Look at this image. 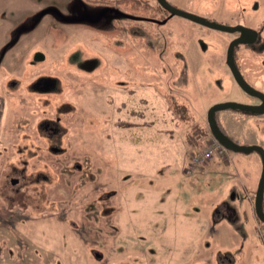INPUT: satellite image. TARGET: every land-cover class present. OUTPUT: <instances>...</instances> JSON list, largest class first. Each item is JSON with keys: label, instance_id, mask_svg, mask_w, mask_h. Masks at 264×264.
Instances as JSON below:
<instances>
[{"label": "rangeland", "instance_id": "obj_1", "mask_svg": "<svg viewBox=\"0 0 264 264\" xmlns=\"http://www.w3.org/2000/svg\"><path fill=\"white\" fill-rule=\"evenodd\" d=\"M5 1L0 264H264L240 173L230 171L254 173L249 182L241 176L253 204L258 169L227 153L226 183L212 192L203 185L213 165L202 178L185 172L189 154L211 138L187 140L195 125L208 129L211 100L256 102L222 66L235 34L176 15L159 27L155 0ZM169 1L209 22L258 30L264 43V0ZM234 63L264 93V53L240 46ZM253 117L254 129L231 119L223 129L257 135L264 148V114ZM218 202H230L233 219L212 217Z\"/></svg>", "mask_w": 264, "mask_h": 264}, {"label": "water", "instance_id": "obj_2", "mask_svg": "<svg viewBox=\"0 0 264 264\" xmlns=\"http://www.w3.org/2000/svg\"><path fill=\"white\" fill-rule=\"evenodd\" d=\"M158 4L166 10L170 15H176L183 18H186L194 23L203 25L205 27L219 30L226 33H234L238 32L239 35L230 41L227 50H226V65L232 75L235 83L242 88L246 93L258 97L261 100L259 105H247L235 101H226L221 103H216L212 105L206 113V121L209 128V131L213 138H215L224 148L229 151L242 153V154H250L251 152H256L259 154L261 159V172L258 180L257 188L255 191L254 198V213L257 219L264 224V210H263V198H264V148L260 145L252 144V145H241L237 142L233 141L229 137H227L218 127L215 114L219 111L224 110H239V111H247L252 113L263 114L264 113V94L260 91L254 89L250 86L244 78L241 76L238 71L234 60H233V48L235 45L240 43L251 44L255 41L257 32L249 27L244 25H222L213 22H209L203 20L193 14L180 10L171 4H169L166 0H156Z\"/></svg>", "mask_w": 264, "mask_h": 264}, {"label": "crops", "instance_id": "obj_3", "mask_svg": "<svg viewBox=\"0 0 264 264\" xmlns=\"http://www.w3.org/2000/svg\"><path fill=\"white\" fill-rule=\"evenodd\" d=\"M4 3H6V1L5 0H0V13H1V11H2V5L4 4ZM13 4H9L8 3V10L10 11V12H12V13H15V10H13L12 8H11V6H12ZM220 70L223 72V74H225V75H227V72L226 71H224L222 68H220ZM209 78V77H208ZM210 79V78H209ZM210 81H211V79H210ZM212 82V81H211ZM225 82H226V87L228 88V87H231V85H232V82H231V80L229 79V77L227 76V79L225 80ZM211 101H213L210 105H212V104H214V103H216V102H221V101H223V100H211ZM238 112H241V111H238ZM242 114H244V115H238V116H234V115H224L221 119H219L218 120V122H219V124L221 125V127L222 128H224L225 126H224V123H226V124H228V120L229 119H231V120H233V121H235V122H237V120H241V121H244V122H249V121H251V123H250V126H251V128L252 129H254V122H255V119H253L252 120V118H254L253 116H255V115H250V114H245V113H242ZM250 119V120H249ZM238 123V122H237ZM249 124V123H248ZM225 129V128H224ZM227 132H228V130L227 129H225ZM224 130V131H225ZM231 139H233L235 142H237V143H239V144H248V145H251V144H257V145H261V142L257 139L258 137H248V138H245V137H243V136H239V135H234L233 133H228L227 134ZM260 138V137H259ZM262 146V145H261ZM263 147V146H262ZM230 155V158H231V160L233 159V162H235L236 164L237 163H240V164H238V165H242L243 163H245V161H248L249 162V165H248V167L250 168V170H254L252 167H254V168H257L258 170L257 171H259V172H261V163H259V160H260V158H259V160L257 159V157H254L252 154H249V155H247V154H242V153H233V154H229ZM211 163V165L210 164H208L207 166H205V167H202L201 169H199V170H197V177H200V178H202L203 176H201L203 173H205L206 175L208 174V170L210 169L209 167H211L212 165L216 168V170L214 171V173H215V176H214V178H210V177H206L208 180H210V182H208V183H206V184H204L203 186H205V188L203 189V190H205V191H207V192H212V191H210V189H213L214 188V184L216 183V182H220L221 181V179L223 178V183L225 182L224 181V177H222V174L224 175L225 173H223V172H220V170L222 169V167H228L229 165H226V164H228V162L226 163V164H223V163H221L222 161L220 160V159H215V160H213V161H210ZM247 162V163H248ZM230 171H235V173H236V175H237V171L240 173V175L238 174L237 175V179H239L240 180V182H239V184L242 186V189L244 190V194H245V198H246V200H247V202H248V205H249V208H250V210H251V212H252V214H253V216H254V212H253V204H252V202L250 201V196H251V194H253L254 192H252V187L251 188H249V186L247 185V184H244L243 183V179L241 178V176L242 177H244V179H246V181H247V179H248V177H249V175H248V173H246V174H244V175H241V173H244V171H240L238 168H237V170H230ZM254 174V173H253ZM253 174L251 175V176H253ZM229 175V174H228ZM226 176H227V173H226ZM251 176L249 177V180H248V182L251 180L250 178H251ZM227 177H229V176H227ZM260 177V176H259ZM234 178H236V177H234ZM259 180V179H258ZM258 180H257V184H258ZM226 183V182H225ZM257 184H256V186L255 187H257ZM218 186V185H217ZM231 187V186H230ZM229 187V188H230ZM254 187V188H255ZM202 189V188H201ZM256 189V188H255ZM255 189H253V191H255ZM213 208V207H212ZM231 208V204H230V202H229V204H227V206L226 205H224V203H222V202H218V204H217V206H216V208H215V211L213 210L212 212V217H214V218H216V219H219V218H221V217H223V216H226V217H228L229 219H233L234 218V212H233V210H231L230 209ZM254 218H255V216H254ZM222 230V229H221Z\"/></svg>", "mask_w": 264, "mask_h": 264}, {"label": "flooded vegetation", "instance_id": "obj_4", "mask_svg": "<svg viewBox=\"0 0 264 264\" xmlns=\"http://www.w3.org/2000/svg\"><path fill=\"white\" fill-rule=\"evenodd\" d=\"M167 2H168V0H166ZM155 2H156V4H157V6H158V11L159 12H161V15H162V17H164V18H162V19H158V22H157V25L160 27L162 24H164L165 23V21L168 19V17H170V14L166 11V10H164L159 4H158V2L155 0ZM169 4H170V1L168 2ZM172 5V4H171ZM173 6V5H172ZM155 14V13H154ZM239 23H236V24H234V25H238ZM233 26V25H232ZM252 29V28H251ZM253 30H255V29H253ZM256 32H257V36H256V39H255V41L253 42V43H251V44H247V43H240V44H237L238 45V47H240V46H242L243 48H244V50L246 49V51H250V52H252V53H254V54H257V55H259L260 53H264V43L263 42H261V40L259 39V31L258 30H255ZM227 34H230V33H227ZM234 34H235V36L231 39V40H233V39H235L238 35H239V33L238 32H234ZM231 40H228L227 41V45H226V50H227V47H228V45H229V43H230V41ZM236 45L234 46V48H233V60H234V53H235V49L236 48H238V47H236ZM226 50H225V60L224 61H222L223 62V64H222V66H224L225 68H226V70H227V65H226ZM236 65V64H235ZM237 67V66H236ZM237 69H238V67H237ZM228 71H229V69H228ZM238 71L240 72V70L238 69ZM227 72V71H226ZM229 73H230V71H229ZM240 74H241V76H242V73L240 72ZM230 75H231V73H230ZM231 77H232V75H231ZM243 77V76H242ZM244 78V77H243ZM233 79V78H232ZM244 80H245V78H244ZM246 81V80H245ZM247 82V81H246ZM248 83V82H247ZM249 84V83H248ZM250 85V84H249ZM251 86V85H250ZM254 88V87H253ZM242 89V88H241ZM255 89V88H254ZM243 90V89H242ZM257 90V89H256ZM258 91H260V90H258ZM261 92V91H260ZM262 93V92H261ZM264 94V93H263ZM243 95L244 96H251V97H253V98H255L256 99V102H251V103H243V104H247V105H259L260 103H261V100L258 98V97H255V96H252V95H250V94H248V93H246L244 90H243ZM221 102H226V101H221ZM221 102H216V103H221ZM236 102V101H235ZM216 103H214V104H216ZM214 104H212V105H214ZM212 105H210L209 106V108L212 106ZM208 108V109H209ZM207 109V110H208ZM242 113H248V114H251V115H258V116H260V115H263V114H258V113H252V112H247V111H241ZM207 113V112H206ZM217 115V114H216ZM215 118H216V116H215Z\"/></svg>", "mask_w": 264, "mask_h": 264}, {"label": "built area", "instance_id": "obj_5", "mask_svg": "<svg viewBox=\"0 0 264 264\" xmlns=\"http://www.w3.org/2000/svg\"><path fill=\"white\" fill-rule=\"evenodd\" d=\"M225 153V149L215 140H211L206 148L202 150H194L190 153L189 165L187 173H190L191 168L198 167L207 161L211 160L214 156L222 157ZM259 236L264 241V227L258 225L257 229Z\"/></svg>", "mask_w": 264, "mask_h": 264}, {"label": "trees", "instance_id": "obj_6", "mask_svg": "<svg viewBox=\"0 0 264 264\" xmlns=\"http://www.w3.org/2000/svg\"><path fill=\"white\" fill-rule=\"evenodd\" d=\"M236 47H238V45H236ZM235 47V48H236ZM174 108V107H173ZM174 112H175V115H176V118L179 120V121H181V122H184L185 123V120L186 119H184V117H183V111H182V109L179 107V108H177V107H175L174 108ZM178 112L180 113V114H182V116H178ZM217 114V113H216ZM216 114H215V116H216ZM184 115H185V112H184ZM217 125L219 126V128H220V130L224 133V134H226V132L224 131V129L221 127V125L219 124V122L217 121ZM194 126V125H193ZM197 130H194L193 131V133L192 134H189V136H187L188 137V141L189 140H191V142H195L196 140H197V138H201V137H207L208 135H210V131H209V129H203V128H201V130H200V127L199 126H197V125H195L194 126ZM188 135V134H187ZM190 142V143H191ZM196 145H198V144H196ZM263 210H264V200H263Z\"/></svg>", "mask_w": 264, "mask_h": 264}]
</instances>
